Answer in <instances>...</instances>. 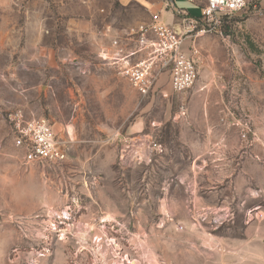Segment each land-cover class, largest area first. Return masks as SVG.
<instances>
[{
    "label": "rangeland",
    "instance_id": "1",
    "mask_svg": "<svg viewBox=\"0 0 264 264\" xmlns=\"http://www.w3.org/2000/svg\"><path fill=\"white\" fill-rule=\"evenodd\" d=\"M150 17L137 0H0V264H264V0L186 37L191 88L164 69L142 96L108 57ZM17 109L65 160L23 158Z\"/></svg>",
    "mask_w": 264,
    "mask_h": 264
},
{
    "label": "built area",
    "instance_id": "2",
    "mask_svg": "<svg viewBox=\"0 0 264 264\" xmlns=\"http://www.w3.org/2000/svg\"><path fill=\"white\" fill-rule=\"evenodd\" d=\"M200 4L199 17L188 18L181 10L178 27L166 24L157 13L150 21L131 28L134 47L128 48L119 40L112 41V60L118 72L141 94H149L155 77L162 70L170 76L174 92H183L194 84L198 76L199 50L195 43L184 46L186 37H197L216 31L220 13H231L244 8L252 0H183ZM202 2V3H201ZM13 145L20 148L27 162H60L67 158V149L59 140L50 122L44 118H29L21 109L7 114Z\"/></svg>",
    "mask_w": 264,
    "mask_h": 264
},
{
    "label": "crops",
    "instance_id": "3",
    "mask_svg": "<svg viewBox=\"0 0 264 264\" xmlns=\"http://www.w3.org/2000/svg\"><path fill=\"white\" fill-rule=\"evenodd\" d=\"M151 14L157 13L159 19L169 25L178 27L181 22V10L186 12L188 18L199 17L200 4H192L183 0H137ZM202 3V2H201ZM177 16V17H176ZM150 21V18L148 19ZM148 21V22H149Z\"/></svg>",
    "mask_w": 264,
    "mask_h": 264
}]
</instances>
